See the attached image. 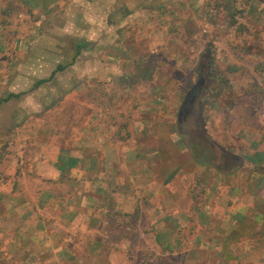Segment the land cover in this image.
<instances>
[{
	"label": "rangeland",
	"instance_id": "1",
	"mask_svg": "<svg viewBox=\"0 0 264 264\" xmlns=\"http://www.w3.org/2000/svg\"><path fill=\"white\" fill-rule=\"evenodd\" d=\"M0 25V183L6 178L7 190L25 191L30 207L39 205L40 191L49 187L56 201L43 214L61 221L58 235L69 229L77 237L83 264H195L196 255L205 260L199 264H209L205 250L190 245L191 229L174 228L162 241L157 226L147 229L145 185L132 172L126 149L149 151L153 165L165 149L170 175L161 187L172 184L164 192L175 211L169 195L177 186L171 182L176 178L187 187L191 179L179 167L194 158L220 165L218 146L233 131L246 122L260 128L264 0H3ZM81 40L94 50L77 56ZM59 66L65 70L50 78ZM203 78L192 113L180 124L179 109ZM82 136L89 139L86 154L99 157L108 189L103 184L96 190L95 175L83 176L79 169L48 184L24 169L31 148L54 163L73 155L71 150L78 153ZM104 144L114 148L117 167L107 175ZM83 191L89 197L106 194L100 201L80 199ZM178 238L181 246L165 245ZM0 264L36 263L5 261L0 237Z\"/></svg>",
	"mask_w": 264,
	"mask_h": 264
},
{
	"label": "crops",
	"instance_id": "2",
	"mask_svg": "<svg viewBox=\"0 0 264 264\" xmlns=\"http://www.w3.org/2000/svg\"><path fill=\"white\" fill-rule=\"evenodd\" d=\"M1 8L3 0H0ZM2 34L3 27L0 25V39L3 38ZM2 59L3 45L0 44V62ZM0 66L2 67L3 63H0ZM259 84L262 86L261 82ZM258 121L261 123L258 130L253 129L249 122H241L239 131H233L232 136L224 141V145L218 146L223 148V155L228 158H225L222 164L194 158L187 162L189 165L179 167L184 176L191 179L187 180V187H183L177 183L176 178H173L171 183L177 186V190L172 191L169 196H172L170 198L174 201L175 211L168 207V195L164 192L172 184L161 187L166 181L164 178L170 175V171L167 172L170 165L165 163L167 157L162 156L166 154L165 149L159 150L161 156L154 165L149 161L152 154L149 151L136 146L126 149L127 156H133L132 172L137 174L138 182L145 185L144 200H148L149 206L145 207L147 229L151 230L157 226L156 236L159 241H162L163 237L166 238L167 234L173 233L175 229L178 231L182 228L191 229L193 235L190 245L196 252L205 250L208 254L206 261L209 264H264V120L260 118ZM88 141V136L85 138L82 136L78 153L71 150L70 153L73 155L63 156L54 163L45 159L43 152L31 148L30 154L25 156L24 169L28 167L25 169L26 172L29 171L31 176L45 184L51 182L52 178L59 180L62 175L65 178L69 173L79 169L83 176L89 173L95 175L91 181L96 190L102 189L103 184L108 189L106 177L100 176L103 170L100 169L99 157L86 154ZM95 141L97 147H103L98 138ZM213 141L215 147L217 141L214 136ZM104 146L107 153L106 163L111 164V167L105 168L107 175L110 172L112 174L117 167L113 162L114 148L106 149L107 144ZM177 152L183 154L180 147ZM140 156L144 158L147 156L146 160L138 162ZM189 167L191 171L188 170ZM156 178L160 179L159 183H156ZM4 180L0 183V202L3 201V208H0V224L3 222V227L0 226V237L3 239L4 260L21 263L30 258L31 262L36 264H83L81 255L77 253V248H81L75 240L77 237L69 229L62 237L58 235L57 229L61 226V221L47 220V215L43 214L50 210V203L56 201L53 191L51 192L49 187L40 191L39 205L30 207L27 193L11 190L13 187L7 190L9 181ZM113 182L111 178L110 184ZM136 183L134 181L132 184ZM190 185L193 190L186 193ZM83 192L85 193L79 194L80 199H88L89 196L86 194L88 191ZM94 192L91 197L96 201H100V196L106 194L98 195L95 192L96 195ZM115 193L120 194L118 190ZM43 200L48 202V207L44 206L45 210H41L43 208L40 207ZM189 200L192 202L190 208L187 207ZM69 210L71 213L75 208L71 207ZM101 212L110 213L103 209ZM50 226H54L53 231L50 230ZM168 242L165 245L181 246L179 238L175 242L173 239ZM101 245L107 248L104 242ZM199 256L193 258L195 264L205 261Z\"/></svg>",
	"mask_w": 264,
	"mask_h": 264
},
{
	"label": "flooded vegetation",
	"instance_id": "3",
	"mask_svg": "<svg viewBox=\"0 0 264 264\" xmlns=\"http://www.w3.org/2000/svg\"><path fill=\"white\" fill-rule=\"evenodd\" d=\"M204 84H205L204 78L200 79L198 81L199 87L193 88L191 91L188 92L185 101L182 103L179 109L178 119L180 124H182L186 120V118L192 113L191 111L192 107L194 106L199 94L201 93V89L204 86ZM219 148L221 150L223 149L221 147ZM225 158H227V156L224 155V160Z\"/></svg>",
	"mask_w": 264,
	"mask_h": 264
},
{
	"label": "trees",
	"instance_id": "4",
	"mask_svg": "<svg viewBox=\"0 0 264 264\" xmlns=\"http://www.w3.org/2000/svg\"><path fill=\"white\" fill-rule=\"evenodd\" d=\"M76 51H77V56L83 51V50H90V51H93L94 50V46H93V43H90L89 41L87 40H81L79 42V44L77 45L76 47ZM63 70H65V67L64 66H59L57 68V70H55L53 72V74L51 75L50 78H53L58 72H62ZM149 78V77H148ZM148 80H151L150 78Z\"/></svg>",
	"mask_w": 264,
	"mask_h": 264
}]
</instances>
